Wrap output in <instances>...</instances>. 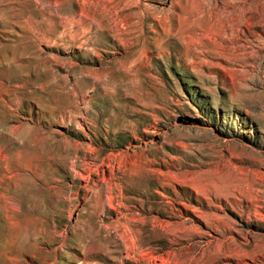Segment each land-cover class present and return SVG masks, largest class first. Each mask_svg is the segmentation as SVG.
<instances>
[{
  "label": "rangeland",
  "instance_id": "1",
  "mask_svg": "<svg viewBox=\"0 0 264 264\" xmlns=\"http://www.w3.org/2000/svg\"><path fill=\"white\" fill-rule=\"evenodd\" d=\"M2 143L0 264H264V0H0Z\"/></svg>",
  "mask_w": 264,
  "mask_h": 264
},
{
  "label": "bare ground",
  "instance_id": "2",
  "mask_svg": "<svg viewBox=\"0 0 264 264\" xmlns=\"http://www.w3.org/2000/svg\"><path fill=\"white\" fill-rule=\"evenodd\" d=\"M75 92V91H74ZM77 93V92H76ZM80 99V98H79ZM82 99V98H81ZM80 99V100H81ZM82 101V100H81ZM73 105H75V104H73ZM74 107V108H73ZM75 109H79V108H76L75 106H72V107H69L68 106V108L65 110V112L63 113V115H62V119H65V120H67L68 122H71V121H73V122H75V124H77L78 125V127H81L82 125L80 124V122L78 121V119L79 118H81V119H83V120H85L86 118L82 115V114H80V113H77V114H79V115H77V114H75L74 115V110ZM82 111V110H81ZM80 111V112H81ZM75 112H76V110H75ZM78 112V111H77ZM92 121V120H91ZM91 121H89L90 123H91ZM87 122V121H86ZM92 124V123H91ZM12 128V127H11ZM17 128H19V125L18 126H16V127H14V129H17ZM82 128V127H81ZM80 129V128H79ZM12 130V129H11ZM82 130V129H81ZM96 130V129H95ZM84 131V130H83ZM57 133V132H56ZM53 134H55V131L54 130H47V132H38V133H36V139L38 138V139H42V138H47L48 136H51V135H53ZM54 136V135H53ZM52 136V137H53ZM47 140V139H46ZM63 140V139H62ZM3 143H2V148L0 147V160H3V157H4V155H3ZM89 147V146H88ZM5 149V148H4ZM70 169L76 174V175H78V176H83L84 174H83V172L81 171V170H78V169H76V166H75V161L74 160H71L70 161ZM84 170V169H83ZM103 171V170H102ZM74 175V174H73ZM94 191H95V189H94ZM96 194V193H95ZM108 200V203L109 204H107V205H110L111 204V196L110 195H108V198H107ZM7 205L11 208V207H16L17 206V204H16V201H15V198H12L11 200H8L7 202ZM111 206V205H110ZM54 227V226H53ZM127 227V226H126ZM125 232V231H124ZM109 237V236H108ZM111 238V237H110ZM114 238V237H113ZM107 239H109V238H107ZM115 241V240H114ZM118 240H116V242H117ZM111 243V242H110ZM112 244V243H111ZM113 244H114V242H113ZM118 246H119V244H118ZM105 248H107V247H105ZM118 248V247H117ZM122 249V248H121ZM120 249V250H121ZM120 252V251H119ZM126 253V252H125Z\"/></svg>",
  "mask_w": 264,
  "mask_h": 264
}]
</instances>
